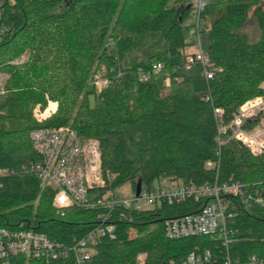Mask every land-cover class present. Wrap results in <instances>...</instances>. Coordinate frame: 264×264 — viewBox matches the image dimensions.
Returning a JSON list of instances; mask_svg holds the SVG:
<instances>
[{
    "label": "trees",
    "instance_id": "16d2710c",
    "mask_svg": "<svg viewBox=\"0 0 264 264\" xmlns=\"http://www.w3.org/2000/svg\"><path fill=\"white\" fill-rule=\"evenodd\" d=\"M259 2L214 0L199 10L209 35L205 53L212 77L206 78L200 63L185 67L186 49L195 42L190 36L196 33H188L196 27L188 22L195 9L190 4L1 0L0 72L8 76L0 100V169L12 172L0 175V226L22 223L73 244L104 212L115 237L97 238L85 264H137L139 255H144L142 264H180L188 253L202 255L205 248L211 252L207 264H215L221 246L206 236L165 234V219L199 209L202 203L191 198L141 211L75 205L61 214L52 204V190L42 189L26 171L35 159L29 134L35 127L69 125L82 140H98L105 185L89 190L91 201L106 192L115 194L125 183L133 192L138 180L148 186L162 176L195 185L239 180L257 189L253 195L264 201V155H251L235 140L219 146L213 112L221 108L226 123L245 100L260 93L264 8ZM252 5L259 30L254 41L242 30ZM176 56L182 60L173 61ZM155 62L162 64L158 71L152 68ZM102 67L110 84L100 91L87 88ZM45 95L58 101V110L38 124L31 109L37 102L45 104ZM250 120L246 127L259 115ZM208 160L218 162V168H207ZM224 199L226 222L237 231L232 256H264V202L245 208L236 198ZM11 264L71 263L13 256Z\"/></svg>",
    "mask_w": 264,
    "mask_h": 264
},
{
    "label": "built area",
    "instance_id": "2783aa9c",
    "mask_svg": "<svg viewBox=\"0 0 264 264\" xmlns=\"http://www.w3.org/2000/svg\"><path fill=\"white\" fill-rule=\"evenodd\" d=\"M204 4L200 2L199 10ZM3 14L0 0V34L4 31ZM198 21L199 17L196 26L200 25ZM23 59L24 57H21L17 61L21 62ZM184 62L185 67L200 63L204 76L212 77L205 51L187 54ZM152 68L158 71L162 64L155 62ZM110 81L104 67L92 77V85L96 91L106 88ZM165 82L168 83V79ZM259 89L260 93L245 100L226 123L222 120L223 110L218 107L213 109L219 146L229 140H235L246 147L251 155H264V81L260 83ZM3 92L1 90L0 94ZM46 99L45 108L41 109L38 103L33 109L38 124L50 118L56 110V102L49 100L47 95ZM51 103L54 106L48 110ZM257 115L259 120L246 127V122L253 121L250 119ZM29 139L35 159L27 165L26 171L37 177L42 189L52 190V204L61 214L75 205L91 209L101 208L105 211L114 208L141 211L161 207L165 203H180L191 198L202 204L194 212L165 219L164 230L168 237L206 236L215 246H221L219 258L213 260L215 264H264V256L251 254L242 260L231 254L234 251L237 231L226 222L228 202L224 198H236L241 205L246 204L245 208L264 202L261 197L253 195L258 191L255 188L252 190L247 183L232 179L219 183L215 179L213 182L195 185L184 183L175 177L162 176L148 186L141 185L138 194L135 190L129 196L106 192L91 201L89 190L105 185L98 140H82L69 125L35 127L30 131ZM205 166L217 169L218 162L208 160ZM10 172L12 171L0 169V175ZM98 220L100 222L89 230L85 237L73 244L51 239L44 232L22 223L14 228L0 226V264H11L13 256H24L27 261L62 259L70 260L71 264H85L95 251L94 243L97 238L115 237V227L107 222L106 213L100 212ZM143 258L144 255H139L137 264H142ZM210 260L211 252L205 248L202 255L194 251L188 253L180 260V264H207Z\"/></svg>",
    "mask_w": 264,
    "mask_h": 264
},
{
    "label": "rangeland",
    "instance_id": "374dc122",
    "mask_svg": "<svg viewBox=\"0 0 264 264\" xmlns=\"http://www.w3.org/2000/svg\"><path fill=\"white\" fill-rule=\"evenodd\" d=\"M175 1L181 2V3L186 4V5L190 4V5L195 7L194 11L192 12L191 16L188 19V22L189 23L193 22L196 25L200 2H204L205 3V2L214 1V0H175ZM259 4L262 6V8H264V0H260ZM254 8H255L254 5H252V7H250V9H249V17H248L247 23L242 29L248 35V37H249V39L251 41L256 40L258 38V35H259V30H258V28L256 26L255 17H254V13H253ZM198 22H199L200 25H197L195 28H194V26H191L189 28V32L188 33H189V36H190L191 32H193V31L196 32L194 36L193 35L190 36L191 38H194V40H195L194 44L192 45L194 51L195 50H197V51H199V50L206 51V49L208 47V43H209L208 26H203L202 22H200V19H199ZM190 48H187L186 51H188ZM193 49H191V50H193ZM188 54H190V53H188ZM172 60L173 61H181L182 57L176 56ZM7 76H8L7 74L0 72V91L3 90L5 92L3 87H4V83H5L6 79H7ZM86 86H87V88H91L92 87V83L89 82V83H87ZM4 92L2 94H0V100L3 97V95H4ZM44 98H45V104L37 102L31 109V116H32V118L34 120H35V117L33 115L34 107L38 103L40 104V108L41 109L45 108L46 105H47L46 95H45ZM48 99L56 102V110L52 114V116H53L54 114H56V112L58 110V101L55 100V99H52L49 96H48ZM35 122H36V120H35ZM113 192L115 194L129 196L132 193V188H131V186L128 183H125V184L115 188V190ZM130 236H135V230L134 229H131Z\"/></svg>",
    "mask_w": 264,
    "mask_h": 264
},
{
    "label": "water",
    "instance_id": "95a60500",
    "mask_svg": "<svg viewBox=\"0 0 264 264\" xmlns=\"http://www.w3.org/2000/svg\"><path fill=\"white\" fill-rule=\"evenodd\" d=\"M141 188V180H138L135 184V193L138 194Z\"/></svg>",
    "mask_w": 264,
    "mask_h": 264
},
{
    "label": "crops",
    "instance_id": "0c3cea01",
    "mask_svg": "<svg viewBox=\"0 0 264 264\" xmlns=\"http://www.w3.org/2000/svg\"><path fill=\"white\" fill-rule=\"evenodd\" d=\"M208 45H209V43H208ZM190 47H191V48H190ZM190 47H188V48H190V49L187 51V53H194V52L197 51V50L194 51L193 46H190ZM191 49H193V50H191ZM186 50H187V49H186Z\"/></svg>",
    "mask_w": 264,
    "mask_h": 264
},
{
    "label": "bare ground",
    "instance_id": "6f19581e",
    "mask_svg": "<svg viewBox=\"0 0 264 264\" xmlns=\"http://www.w3.org/2000/svg\"><path fill=\"white\" fill-rule=\"evenodd\" d=\"M51 108H53V105L52 104L49 105L48 110L51 109Z\"/></svg>",
    "mask_w": 264,
    "mask_h": 264
}]
</instances>
